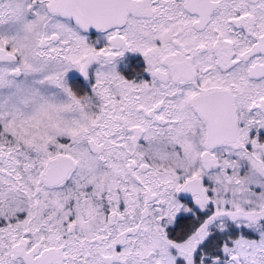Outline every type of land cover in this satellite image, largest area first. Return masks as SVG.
I'll list each match as a JSON object with an SVG mask.
<instances>
[{
	"label": "snow or ice",
	"instance_id": "obj_1",
	"mask_svg": "<svg viewBox=\"0 0 264 264\" xmlns=\"http://www.w3.org/2000/svg\"><path fill=\"white\" fill-rule=\"evenodd\" d=\"M0 264H264V0H0Z\"/></svg>",
	"mask_w": 264,
	"mask_h": 264
}]
</instances>
